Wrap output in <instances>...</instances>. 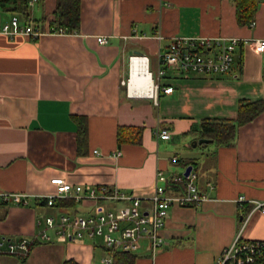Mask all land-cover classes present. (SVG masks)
<instances>
[{
    "label": "crops",
    "instance_id": "0c3cea01",
    "mask_svg": "<svg viewBox=\"0 0 264 264\" xmlns=\"http://www.w3.org/2000/svg\"><path fill=\"white\" fill-rule=\"evenodd\" d=\"M19 2L0 0V27L16 14L41 34L0 31V188L30 198L25 205L0 201V236H32L46 214L91 210L90 199L62 209L35 199L55 191L54 177L149 194L157 169L174 175L191 166L203 199L169 206L163 243L152 254L142 241L134 264H211L236 234L264 240V212L253 209L254 200L264 201V110L236 128L231 144L211 145L201 155L192 145L197 131L187 133L206 118H235L240 100L264 99V50L239 43L230 70L216 76L166 66L160 84L172 89H159L156 102L128 94L122 83L129 56H143L149 71L152 61L157 72L158 54L173 36L264 37V0L252 23L243 25L233 0H80L79 29L72 32L53 31L57 0H27L24 12L15 8ZM97 35L107 41L98 42ZM80 125L86 127L81 140ZM118 125L141 126L140 142L118 145ZM161 128L169 137L157 136ZM166 183V193L180 192ZM238 196L246 198L241 205ZM104 254L98 239L37 240L24 257L0 253V264H62L69 258L105 264Z\"/></svg>",
    "mask_w": 264,
    "mask_h": 264
},
{
    "label": "built area",
    "instance_id": "2783aa9c",
    "mask_svg": "<svg viewBox=\"0 0 264 264\" xmlns=\"http://www.w3.org/2000/svg\"><path fill=\"white\" fill-rule=\"evenodd\" d=\"M252 23V22H251ZM0 31L9 37L24 34L35 38L41 31L30 24H21L16 14L4 22ZM55 32H64L62 27L54 28ZM157 34V38H161ZM96 40L105 43L104 35H97ZM247 44L255 51L264 50V37L241 38L238 36H173L164 50L159 52L156 80L146 66L145 76L151 80L150 94H137L130 92L131 61L129 56V75L122 83L126 92L131 95H144L154 98L156 102L158 90L170 92L172 86H162L161 78L165 75V67L169 66L176 72L203 74L216 76L230 70L234 62V52L239 44ZM143 57V56H140ZM1 99V95H0ZM160 138L169 137V130L161 128L157 131ZM119 150L115 152L118 154ZM175 158V156L173 157ZM196 174L191 169L188 173L179 172L167 175L161 169L155 173L154 188L149 194H134L106 185L72 184L61 177H54L51 182L55 184V191L36 195L35 199L44 200L52 205L56 198H71L74 201L93 200L95 203L88 213L64 210L57 215L46 214L37 223L39 229L32 236H21L16 240L0 236V253H9L24 257L37 241H75L92 239L99 240L104 247L105 254L101 261L111 264V250L136 252L140 243L146 241L147 247L153 254L163 243L162 229L171 205H193L203 199L195 184ZM173 181L180 188V192L168 194L165 192V181ZM29 195L22 192H9L0 188V201L25 205ZM246 198L238 196V205ZM116 202L107 206L101 201ZM253 209L264 212V201L254 200ZM264 254L263 239L242 240L236 234L232 241L225 245L211 264H259Z\"/></svg>",
    "mask_w": 264,
    "mask_h": 264
},
{
    "label": "trees",
    "instance_id": "16d2710c",
    "mask_svg": "<svg viewBox=\"0 0 264 264\" xmlns=\"http://www.w3.org/2000/svg\"><path fill=\"white\" fill-rule=\"evenodd\" d=\"M15 8L24 12V5L27 0H19ZM235 6V16L238 24L243 25L251 23L259 0H233ZM80 0H57L54 8V21L56 25L65 29L66 32H72L79 29L80 23ZM56 26V27H58ZM264 110V99L240 100L238 104V113L235 118H206L200 121L199 126L191 127L187 133L193 130L197 131L198 138L204 137L212 139L216 145L231 144L235 136L236 128L251 119ZM79 140L86 136L85 125H80L78 130ZM142 127L137 125H118L116 128V142L122 143H139L141 140ZM201 144V143H200ZM175 182L167 181L166 187L174 185ZM174 187L178 189L175 183ZM43 203L46 204L44 200ZM75 201L71 198H56L50 205L54 208L73 207ZM107 250V249H105ZM111 264H134L135 252L123 250H111ZM258 261H264L263 256ZM62 264H80L72 258L66 259Z\"/></svg>",
    "mask_w": 264,
    "mask_h": 264
},
{
    "label": "bare ground",
    "instance_id": "6f19581e",
    "mask_svg": "<svg viewBox=\"0 0 264 264\" xmlns=\"http://www.w3.org/2000/svg\"><path fill=\"white\" fill-rule=\"evenodd\" d=\"M132 72L130 77V92L137 94H150L152 85L149 77L145 76L146 60L143 57H132Z\"/></svg>",
    "mask_w": 264,
    "mask_h": 264
},
{
    "label": "rangeland",
    "instance_id": "374dc122",
    "mask_svg": "<svg viewBox=\"0 0 264 264\" xmlns=\"http://www.w3.org/2000/svg\"><path fill=\"white\" fill-rule=\"evenodd\" d=\"M149 68L151 69L152 73H153V77L154 79L156 80V67H154V64L153 62L151 61L150 64H149ZM211 145H215L214 143H211V142H207V143H201V144H198L196 147H193V150H197L199 152V154L201 152H203L204 150H206V148H208L209 146ZM201 155V154H200ZM206 166V164L203 166V164L200 162V165H199V169L202 170L204 169ZM78 241V240H76Z\"/></svg>",
    "mask_w": 264,
    "mask_h": 264
},
{
    "label": "water",
    "instance_id": "95a60500",
    "mask_svg": "<svg viewBox=\"0 0 264 264\" xmlns=\"http://www.w3.org/2000/svg\"><path fill=\"white\" fill-rule=\"evenodd\" d=\"M211 141L212 139L201 137V138L193 139L192 145L195 146L196 144L207 143ZM190 169H191V166H186V168L184 169V173H188Z\"/></svg>",
    "mask_w": 264,
    "mask_h": 264
}]
</instances>
